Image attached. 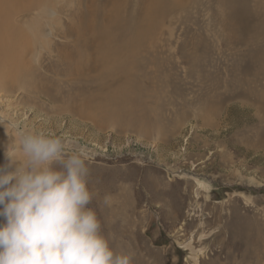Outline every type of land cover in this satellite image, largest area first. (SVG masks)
I'll return each mask as SVG.
<instances>
[{
	"label": "rangeland",
	"instance_id": "rangeland-1",
	"mask_svg": "<svg viewBox=\"0 0 264 264\" xmlns=\"http://www.w3.org/2000/svg\"><path fill=\"white\" fill-rule=\"evenodd\" d=\"M113 1L34 0L18 21L13 49L0 50V164L15 170L6 152L19 132L51 131L90 151L89 207L132 264H264V0H171L147 36L140 81L131 73L127 91L108 87L111 104L93 116L70 107L79 93L54 103L23 92L55 97L48 65L112 30ZM41 63L46 81L12 80Z\"/></svg>",
	"mask_w": 264,
	"mask_h": 264
},
{
	"label": "clouds",
	"instance_id": "clouds-1",
	"mask_svg": "<svg viewBox=\"0 0 264 264\" xmlns=\"http://www.w3.org/2000/svg\"><path fill=\"white\" fill-rule=\"evenodd\" d=\"M6 157L16 167L0 165V264H132L133 254L110 246L89 207L86 146L30 129Z\"/></svg>",
	"mask_w": 264,
	"mask_h": 264
},
{
	"label": "bare ground",
	"instance_id": "bare-ground-1",
	"mask_svg": "<svg viewBox=\"0 0 264 264\" xmlns=\"http://www.w3.org/2000/svg\"><path fill=\"white\" fill-rule=\"evenodd\" d=\"M140 2L135 0H115L112 4H108V15L110 16V18L108 16V21L112 30L106 27L95 29L96 31L93 30L90 32L94 38L83 44H77L71 40L74 43L73 47L71 46L73 51L62 56L57 55L56 62L53 65H48L50 69L47 73L44 72V74L47 75L48 81L55 82L50 84V86L55 88L54 98L50 97V94L45 91L44 87L38 89L33 84L25 85L23 87L25 91L23 92L33 93L39 95L40 98L45 97L46 99L53 100V102L60 100L57 94L62 96V94L67 92L79 93L81 97L75 102L73 101V103L70 102V107L73 110L76 109L77 112L84 111V109L88 110L92 116L104 110L103 108H107L111 104L109 98L112 97V93H115V91L109 93L111 90L108 87H122L127 91L125 89L127 87L126 82H124L123 77L131 76V73L137 74L136 70L138 71L140 56H142L148 40L147 36L149 35V31L157 25L156 21L163 19V17L170 13L171 0H145L143 7L140 6ZM34 9V0H0V50L10 49L15 45V36L18 34L16 30L20 28L18 21H21L25 17V14H29ZM137 10L143 11L147 16L141 17L139 21H134L133 17ZM22 26L24 27V25ZM51 35L53 36L54 34L51 33ZM21 42L23 43V41ZM26 51L28 52V50ZM40 61L42 62V60ZM27 64L29 63L23 62L21 67ZM43 67L44 65L41 63L37 70L30 71L29 66L24 69H18L17 73L15 71V76L12 80L14 79L17 83L23 80L21 79L22 76L35 72V76L40 78V82L43 80L46 81V77L42 76V71L39 70L43 69ZM3 74H5V69L2 70L0 68V77L4 76ZM115 77H117L116 80H114ZM89 78L95 79L98 86L96 89H94L93 85H91V89L87 88V80ZM136 78L139 80L137 75ZM131 81L132 79H130ZM35 82L38 81L35 80ZM99 84H104V87L99 86ZM0 90L3 91V88H0ZM108 93L109 95L105 96ZM0 157L2 158V156Z\"/></svg>",
	"mask_w": 264,
	"mask_h": 264
}]
</instances>
